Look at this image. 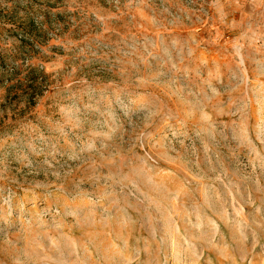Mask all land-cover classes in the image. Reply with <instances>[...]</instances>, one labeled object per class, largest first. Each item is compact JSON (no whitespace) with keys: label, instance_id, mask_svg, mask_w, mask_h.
<instances>
[{"label":"rangeland","instance_id":"rangeland-1","mask_svg":"<svg viewBox=\"0 0 264 264\" xmlns=\"http://www.w3.org/2000/svg\"><path fill=\"white\" fill-rule=\"evenodd\" d=\"M0 264H264V0H0Z\"/></svg>","mask_w":264,"mask_h":264},{"label":"trees","instance_id":"trees-1","mask_svg":"<svg viewBox=\"0 0 264 264\" xmlns=\"http://www.w3.org/2000/svg\"><path fill=\"white\" fill-rule=\"evenodd\" d=\"M33 90H31V92H32Z\"/></svg>","mask_w":264,"mask_h":264}]
</instances>
